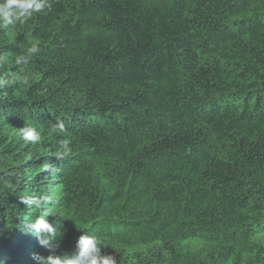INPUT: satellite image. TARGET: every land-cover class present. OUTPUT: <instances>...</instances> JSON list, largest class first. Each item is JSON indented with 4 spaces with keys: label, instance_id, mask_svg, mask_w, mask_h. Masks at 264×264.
<instances>
[{
    "label": "trees",
    "instance_id": "trees-1",
    "mask_svg": "<svg viewBox=\"0 0 264 264\" xmlns=\"http://www.w3.org/2000/svg\"><path fill=\"white\" fill-rule=\"evenodd\" d=\"M50 4L0 29V75H25L0 89V261L48 254L22 226L45 215L58 252L90 232L118 264H264V0Z\"/></svg>",
    "mask_w": 264,
    "mask_h": 264
},
{
    "label": "clouds",
    "instance_id": "clouds-1",
    "mask_svg": "<svg viewBox=\"0 0 264 264\" xmlns=\"http://www.w3.org/2000/svg\"><path fill=\"white\" fill-rule=\"evenodd\" d=\"M51 7L50 0H0V29L14 27L18 22H26L34 14L42 13ZM38 41L32 43L25 53L15 58L17 65H26L30 59L39 53ZM6 58L0 56V65L5 63ZM25 79L23 69L19 72H9L0 75V89L10 87L13 84ZM52 131L64 133L65 127L62 122L52 125ZM21 139L25 142L39 143L41 134L36 127L26 125L19 130ZM70 140L65 139L61 142L63 154H67L70 149ZM48 198H27L22 202L28 206L41 208L47 204ZM25 232L37 237L38 243L48 249L47 255L33 253V260L36 264H118L117 258L102 252L106 247L97 236L90 232L82 234L75 242V248L71 252H58L59 240L62 236L61 231L53 226L44 216H37L34 219L22 224ZM0 264H3L0 261Z\"/></svg>",
    "mask_w": 264,
    "mask_h": 264
}]
</instances>
